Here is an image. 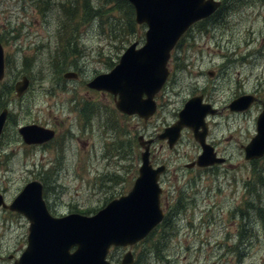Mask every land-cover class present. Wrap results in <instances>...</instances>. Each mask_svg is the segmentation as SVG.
Returning <instances> with one entry per match:
<instances>
[{"label": "rangeland", "instance_id": "rangeland-1", "mask_svg": "<svg viewBox=\"0 0 264 264\" xmlns=\"http://www.w3.org/2000/svg\"><path fill=\"white\" fill-rule=\"evenodd\" d=\"M221 1L226 2L220 14L193 24L172 52L169 82L146 121L124 114L112 94L87 85L112 69L129 45L144 41L147 28L136 22L135 11L130 24L126 8L104 7V0H90L89 6L83 0H0V41L8 65L0 79V112L7 106L11 115L0 139L5 202L39 180L54 215L95 214L132 188L143 137L152 140L154 165L166 166L160 180L166 217L130 247L134 264H264L262 220L242 217L247 182L255 168L264 167L247 161L243 149L264 107V0ZM117 19L125 22L117 25ZM69 71L79 78H65ZM24 75L30 86L20 97L15 84ZM245 94L258 100L245 111H232L229 104ZM198 95L217 111L207 118V140L225 158L220 165L189 166L202 153L189 128L172 148L158 137ZM31 123L54 129L55 137L43 145L26 143L18 128ZM256 187L264 206V185ZM29 227L22 213L0 207V264L20 257ZM128 250L113 248L112 262L120 263Z\"/></svg>", "mask_w": 264, "mask_h": 264}, {"label": "water", "instance_id": "water-1", "mask_svg": "<svg viewBox=\"0 0 264 264\" xmlns=\"http://www.w3.org/2000/svg\"><path fill=\"white\" fill-rule=\"evenodd\" d=\"M135 9V20L146 24L145 41L131 44L109 72L94 77L87 83L90 88L112 93L120 111L138 114L148 120L157 109L156 94L165 85L170 69L171 52L190 27L212 15L221 5L219 0H129ZM5 51L0 41V79L5 77ZM77 79L78 72L64 74ZM30 86L24 75L15 84L18 96ZM258 99L245 94L234 99L229 108L245 111ZM264 106V103H263ZM217 113L203 96L190 98L180 110L178 119L159 134L168 139L172 148L181 138L184 128H191L202 146L195 164L209 166L223 163L214 146L207 142L206 117ZM9 116L5 107L0 112V136ZM26 143H44L55 136V130L32 123L19 128ZM145 148L139 176L127 194L111 200L95 214L72 212L53 215L43 197L44 185L39 180L28 182L11 204L0 194V207L20 212L30 221L28 244L14 264H113L108 260L110 248L133 246L145 239L164 219L161 207L163 188L160 184L165 165L154 167L151 160L152 140L140 137ZM245 159L264 156V107L257 117L256 134L243 145ZM74 249V250H72ZM120 264H134L132 250H128Z\"/></svg>", "mask_w": 264, "mask_h": 264}, {"label": "trees", "instance_id": "trees-1", "mask_svg": "<svg viewBox=\"0 0 264 264\" xmlns=\"http://www.w3.org/2000/svg\"><path fill=\"white\" fill-rule=\"evenodd\" d=\"M90 0H83V4L85 2V6H89V2ZM92 1V0H91ZM235 0H227V2L229 3H233ZM47 3L48 0H46ZM226 2V1H225ZM110 3H114L116 4L114 6V8L116 9H121V8H126L127 9V18L125 19L126 21L129 19V23L131 24L133 22V11H134V7L133 5L129 2V0H104V3L103 5H105L104 7H108V5ZM87 10H90L91 8H87L85 7ZM222 10L219 9L216 14H220V11ZM89 13L87 12L86 15H88ZM100 14V13H99ZM217 15H213L211 16V18L214 19L215 16ZM125 20H119L117 19L116 22H117V25L121 22H125ZM211 20L210 18H207L206 20H203L201 23L202 25H204L205 23H207V21ZM7 66V72H8V65ZM11 119V115H10V118H9V121ZM256 162H258L259 164L261 162H264V157L262 159H259V160H253L252 163L256 164ZM252 177L253 179L251 181H248L247 182V187H248V191H247V194L249 195L248 197V200H247V212H242V217L245 219V220H248V219H252L253 218H256L258 217L259 220H262L261 221V224L263 225L264 227V206H262V200H261V197L260 195H256V190H259L256 185L259 183V184H262L264 185V167H261L260 169H254L253 170V173H252ZM257 213V214H254V213ZM253 217V218H252ZM164 223V222H163ZM162 223V224H163ZM161 224V225H162ZM249 226V223H245L242 225V227L244 228L243 231L247 232V230L245 229L246 227ZM252 232V231H251ZM251 236H253V233H251ZM164 258V256L162 257Z\"/></svg>", "mask_w": 264, "mask_h": 264}, {"label": "flooded vegetation", "instance_id": "flooded-vegetation-1", "mask_svg": "<svg viewBox=\"0 0 264 264\" xmlns=\"http://www.w3.org/2000/svg\"><path fill=\"white\" fill-rule=\"evenodd\" d=\"M102 92H105V91H102ZM115 100V99H114ZM35 145H43V144H35ZM0 258H1V256H0Z\"/></svg>", "mask_w": 264, "mask_h": 264}]
</instances>
